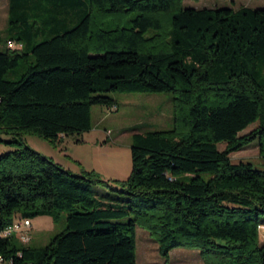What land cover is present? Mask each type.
Returning <instances> with one entry per match:
<instances>
[{
  "label": "trees",
  "instance_id": "trees-1",
  "mask_svg": "<svg viewBox=\"0 0 264 264\" xmlns=\"http://www.w3.org/2000/svg\"><path fill=\"white\" fill-rule=\"evenodd\" d=\"M44 1L75 11V23L41 15L38 25L28 10ZM183 1L8 0L0 143L13 149L0 154V231L16 218L66 215L42 247L0 236L2 264H136L137 226L165 259L189 248L203 264H264V169L229 156L256 140L264 159V7ZM20 59V77L6 79ZM110 92L172 94L173 127L131 135L130 174L114 180L123 204L94 196L91 185L109 183L93 170L70 171L23 139L89 131L92 106L117 105Z\"/></svg>",
  "mask_w": 264,
  "mask_h": 264
},
{
  "label": "rangeland",
  "instance_id": "rangeland-1",
  "mask_svg": "<svg viewBox=\"0 0 264 264\" xmlns=\"http://www.w3.org/2000/svg\"><path fill=\"white\" fill-rule=\"evenodd\" d=\"M183 4L193 8L220 6L232 9H238L241 6L261 8L264 7V0H184ZM85 5L86 3L80 5L78 9H85ZM47 7L46 1L43 2L42 7L34 3L30 4L28 12L31 13V19H34L38 25H45L41 22V15L44 17L58 16L71 21V25L75 23V11L68 10L67 12L61 9V12L57 14ZM7 9L8 0H0V27L7 26ZM132 16L133 13H130L123 25H126ZM47 25L50 26V23ZM2 49H5L4 42L0 43V50ZM24 69L25 62L20 59L16 67L7 71L5 78L15 80L20 77ZM109 95L116 100L118 109L109 111L106 106H92V128L79 134L67 135L64 144L61 145L58 140L51 143L32 133L24 134L23 139L31 148L51 157L64 168L79 169L78 172L93 170L101 179L109 183L108 185H91L94 196L102 202L123 204L127 196L119 191L121 188L114 180H125L130 174L131 135L134 132L172 128V94L170 92H110ZM255 126L256 124L249 125L240 134L249 132ZM1 137L5 140L11 139L10 135ZM224 147V143L218 144L219 150ZM11 149L13 147L10 144L0 143V154ZM229 156L232 163L251 162L254 166L264 169V159L259 156L256 140L241 150L230 153ZM201 175L205 179L210 176L209 173H201ZM65 215L61 212L56 223L49 215L29 218L31 240L27 245L42 247L49 243L53 236L65 228ZM135 235L136 264H203L198 249L175 248L165 259L159 254L157 243L146 230L137 226ZM259 242L264 243V227L260 229ZM17 243L21 242L17 240Z\"/></svg>",
  "mask_w": 264,
  "mask_h": 264
},
{
  "label": "built area",
  "instance_id": "built-area-1",
  "mask_svg": "<svg viewBox=\"0 0 264 264\" xmlns=\"http://www.w3.org/2000/svg\"><path fill=\"white\" fill-rule=\"evenodd\" d=\"M7 48L9 49H18L21 47H15L14 40H8L6 43ZM109 111H116L117 105H112L108 107ZM264 226L259 227L260 229ZM31 222L28 218H16L11 222L10 225L5 227L2 231H0V236H11L14 235L17 240H19L22 244H27L31 240L30 230ZM2 258L0 257V264H2Z\"/></svg>",
  "mask_w": 264,
  "mask_h": 264
},
{
  "label": "crops",
  "instance_id": "crops-1",
  "mask_svg": "<svg viewBox=\"0 0 264 264\" xmlns=\"http://www.w3.org/2000/svg\"><path fill=\"white\" fill-rule=\"evenodd\" d=\"M7 15H8V11H7V14H6V24H7ZM5 27H0V38H2L4 36V32H5ZM118 109V107H117ZM68 136L67 135H60L59 138H58V142L62 145L65 143V139L67 138ZM67 169L69 170H72L73 172H78L79 169H71L69 167H66Z\"/></svg>",
  "mask_w": 264,
  "mask_h": 264
},
{
  "label": "bare ground",
  "instance_id": "bare-ground-1",
  "mask_svg": "<svg viewBox=\"0 0 264 264\" xmlns=\"http://www.w3.org/2000/svg\"><path fill=\"white\" fill-rule=\"evenodd\" d=\"M20 43V42H19ZM14 44H15V42H14ZM17 46H18V44H17Z\"/></svg>",
  "mask_w": 264,
  "mask_h": 264
}]
</instances>
